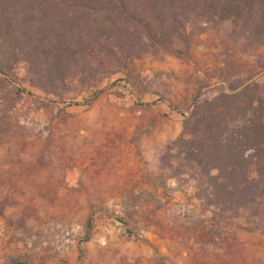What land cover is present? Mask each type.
<instances>
[{
  "label": "rangeland",
  "instance_id": "374dc122",
  "mask_svg": "<svg viewBox=\"0 0 264 264\" xmlns=\"http://www.w3.org/2000/svg\"><path fill=\"white\" fill-rule=\"evenodd\" d=\"M229 29L224 21L199 35L186 58L134 59L59 94L34 88L17 66L24 92L0 134V264H264V233L244 229L248 210L209 240L196 181L159 163L193 96L227 88L217 76L224 59L235 57L234 77L264 82V66L233 48Z\"/></svg>",
  "mask_w": 264,
  "mask_h": 264
},
{
  "label": "trees",
  "instance_id": "16d2710c",
  "mask_svg": "<svg viewBox=\"0 0 264 264\" xmlns=\"http://www.w3.org/2000/svg\"><path fill=\"white\" fill-rule=\"evenodd\" d=\"M224 21L233 48L263 67L264 0H0V134L12 130L10 114L24 92L16 82L19 64L31 86L59 94L75 78L121 72L134 59L186 58L199 35L219 31ZM234 58L217 73L227 88L193 96L180 133L159 157L163 169L196 181L210 214L209 240L218 223L244 210V229L264 233V82L234 77ZM91 230L88 219L83 240ZM10 264L26 261L13 257Z\"/></svg>",
  "mask_w": 264,
  "mask_h": 264
}]
</instances>
